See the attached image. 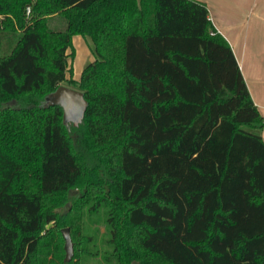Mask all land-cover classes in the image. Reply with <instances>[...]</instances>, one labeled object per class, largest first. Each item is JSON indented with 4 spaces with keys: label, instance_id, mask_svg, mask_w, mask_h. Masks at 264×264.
Instances as JSON below:
<instances>
[{
    "label": "trees",
    "instance_id": "obj_1",
    "mask_svg": "<svg viewBox=\"0 0 264 264\" xmlns=\"http://www.w3.org/2000/svg\"><path fill=\"white\" fill-rule=\"evenodd\" d=\"M0 16V264L74 262L62 228L80 244L84 207H104L117 264H264V117L205 2L0 0ZM75 35L96 54L79 79ZM66 81L78 125L45 106Z\"/></svg>",
    "mask_w": 264,
    "mask_h": 264
},
{
    "label": "crops",
    "instance_id": "obj_2",
    "mask_svg": "<svg viewBox=\"0 0 264 264\" xmlns=\"http://www.w3.org/2000/svg\"><path fill=\"white\" fill-rule=\"evenodd\" d=\"M230 42L250 94L264 117V0H200ZM264 138V126L261 130Z\"/></svg>",
    "mask_w": 264,
    "mask_h": 264
},
{
    "label": "rangeland",
    "instance_id": "obj_3",
    "mask_svg": "<svg viewBox=\"0 0 264 264\" xmlns=\"http://www.w3.org/2000/svg\"><path fill=\"white\" fill-rule=\"evenodd\" d=\"M30 13V6L27 7V14ZM2 16H0L1 18ZM49 27L53 29H64L66 26V20L62 14H54L49 18ZM19 32L13 34V42L15 41ZM73 47L75 50L74 57L72 56V48L68 49L69 67L72 68L71 72H68V77L71 75L74 78L79 79L84 67L91 61L96 59V54L93 51V43L89 37H83L81 35H75L73 37ZM62 85L71 87V83L66 81ZM73 191V195L78 193V188ZM69 206H72L70 200ZM58 211L67 213V207H61ZM82 217L79 220L80 223V236L84 237L80 244L75 246L73 241V257L74 260L71 264H117V260L112 256V246L108 242L109 230L105 221V209L101 207L97 212L91 213L88 207H84L82 210ZM73 240V239H72ZM85 240V241H84ZM65 244V242H64ZM85 249V252H82ZM78 250L79 255L75 256ZM66 257V256H65ZM70 260V261H71ZM69 261V262H70Z\"/></svg>",
    "mask_w": 264,
    "mask_h": 264
},
{
    "label": "water",
    "instance_id": "obj_4",
    "mask_svg": "<svg viewBox=\"0 0 264 264\" xmlns=\"http://www.w3.org/2000/svg\"><path fill=\"white\" fill-rule=\"evenodd\" d=\"M61 105L63 108V121L65 124L73 123L78 125L82 122L88 102L82 91L66 85H60L56 90L51 92L45 101V106ZM74 189L73 191H76ZM62 234L65 239L66 261L73 257V240L69 227L62 228Z\"/></svg>",
    "mask_w": 264,
    "mask_h": 264
}]
</instances>
